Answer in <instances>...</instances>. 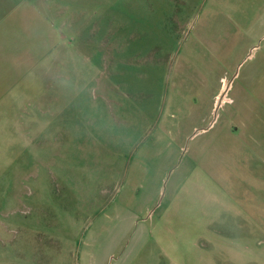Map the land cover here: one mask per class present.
Masks as SVG:
<instances>
[{
	"label": "rangeland",
	"instance_id": "rangeland-1",
	"mask_svg": "<svg viewBox=\"0 0 264 264\" xmlns=\"http://www.w3.org/2000/svg\"><path fill=\"white\" fill-rule=\"evenodd\" d=\"M230 119L264 146V0H0V264H209L151 237L137 156Z\"/></svg>",
	"mask_w": 264,
	"mask_h": 264
},
{
	"label": "crops",
	"instance_id": "crops-1",
	"mask_svg": "<svg viewBox=\"0 0 264 264\" xmlns=\"http://www.w3.org/2000/svg\"><path fill=\"white\" fill-rule=\"evenodd\" d=\"M161 127L137 158L144 167L143 195L154 205L150 235L166 245L162 252L209 264L260 259L264 264V182H254L256 177L264 181V146L256 145L255 134L230 119L208 142L202 159L187 155L183 138ZM203 129L199 132L208 134L210 128Z\"/></svg>",
	"mask_w": 264,
	"mask_h": 264
}]
</instances>
